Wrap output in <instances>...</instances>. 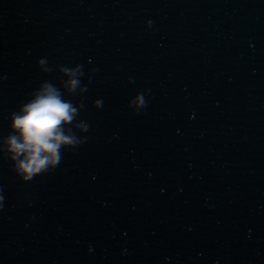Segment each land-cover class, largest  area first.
I'll return each mask as SVG.
<instances>
[{
  "label": "clouds",
  "instance_id": "9594fccd",
  "mask_svg": "<svg viewBox=\"0 0 264 264\" xmlns=\"http://www.w3.org/2000/svg\"><path fill=\"white\" fill-rule=\"evenodd\" d=\"M148 23L150 26L151 21ZM46 62L40 59L38 64L42 66ZM44 71L49 72L50 69ZM60 72L68 77L62 81L64 91L50 81L43 82L32 93L31 99L11 114V134L0 140V152L8 154L14 171L23 181L54 171L62 160L63 149L75 150L85 142L73 131V127L81 133L88 131L84 121L74 123L83 105H74L65 99V93L74 95L77 89L86 91L79 79L84 75L82 66L61 67ZM145 104L144 95L138 94L136 109L145 107ZM94 106L100 108L102 101H94Z\"/></svg>",
  "mask_w": 264,
  "mask_h": 264
}]
</instances>
